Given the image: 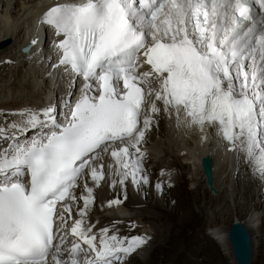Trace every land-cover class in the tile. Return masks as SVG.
I'll return each instance as SVG.
<instances>
[{
  "label": "snow or ice",
  "instance_id": "obj_1",
  "mask_svg": "<svg viewBox=\"0 0 264 264\" xmlns=\"http://www.w3.org/2000/svg\"><path fill=\"white\" fill-rule=\"evenodd\" d=\"M40 22L63 36L59 65L84 84L66 123L48 107L20 110L0 127V264H122L147 243L85 223L87 177L104 179L101 153L121 185L147 182L138 147L151 123L145 115L140 126L146 88L166 111L182 107L194 124H217L264 173V0H79ZM150 111H159L154 101Z\"/></svg>",
  "mask_w": 264,
  "mask_h": 264
},
{
  "label": "bare ground",
  "instance_id": "obj_2",
  "mask_svg": "<svg viewBox=\"0 0 264 264\" xmlns=\"http://www.w3.org/2000/svg\"><path fill=\"white\" fill-rule=\"evenodd\" d=\"M13 1L24 4V6L18 10L20 11L23 9V12L20 14H18V11L15 12L14 15L16 18L14 17L12 20L9 19V24L6 22L10 15L6 14V11L0 16L2 17L0 19V41L8 36L12 37L11 43L6 46L8 47L6 50L10 49L11 56L8 57L6 54L4 58H9L14 66L16 61L18 63L16 68H12V70L9 71L14 78L11 82L4 84L8 80L6 72L3 75H0V127L4 128H7V125L11 122L20 119L19 116L13 115V113L19 112L23 109H30L32 107H35L36 109L47 107L50 101L47 97H42L41 91L47 86L54 88V90L56 89L57 93L65 92V90L69 88L70 78H67L65 67L61 65L57 67L58 69H55V67L51 68L50 60L55 45L51 44V46L48 47L49 41H47V39L49 38V30L48 28L44 29L43 24L39 19L41 18L45 7L50 6L52 3L58 2L59 4H68L79 2V0H44L45 2L37 4L34 2L36 0H22V2L21 0H0V6L4 7L6 10ZM30 1H33L34 5L31 7L32 9L28 10V8H25V3ZM27 11H29L30 15ZM2 24L11 25L12 27L5 28ZM33 40H36L35 44H32ZM27 42L31 44L28 52L20 53L18 48L25 45ZM16 49H18L17 52L15 51ZM54 58H57V54L55 53ZM47 65L49 66L47 67ZM9 66L8 63L2 62L0 64V69L2 67H5L6 69ZM24 66L30 67V70H26L28 67H25V69ZM46 68L50 69L48 73H46ZM59 72H61L62 75H60ZM21 74L23 75L22 78H24L25 75L28 78L26 77V79L24 78L21 80ZM50 75H59L56 79L58 86L54 84L55 81L52 80ZM83 82L84 80H80L79 85L81 86ZM158 87V83L153 81L151 88L157 89ZM81 89L82 88L78 90L77 96L80 94ZM49 94L50 91H47L46 95L48 96ZM146 101L140 118V126L142 127L144 116H150L153 120L151 125L152 129L156 132L157 137L159 138L157 140L153 135H149L151 137H148L149 140L144 143V140L147 139L145 135V138H143L138 147L143 154V175H147L146 173L150 167H152L151 171H155L156 169V174L152 177L156 181L159 180L158 186L155 187L156 192L154 191L153 182L156 183L154 180H151L150 185L143 181H141L139 185L137 184V192L140 196L143 195L144 199L142 197L139 198V196H134L136 194L132 195L129 187H126L122 192L117 193L114 191L112 192L109 189L105 190L104 193L97 192V190L94 189V183L90 181L89 179L91 178L88 177L89 181L87 182L89 183H87V186L92 189V195L97 194L93 197L96 198V200L90 205L92 208L90 212L88 211L86 216V219L89 217L91 218L90 225L95 226L93 229L94 232L98 233L99 229L107 227L110 229V234H112V232L122 229L123 223L126 221L125 219H132L135 215L137 216V220H131V222L134 221L132 224L135 225L129 227L131 229L136 226L138 228L141 227L139 230L134 229L136 231H133V233H130L129 231L127 233H120L121 231H119L118 234L116 232L115 234L122 238L143 237L146 239L147 243L137 248L131 254L125 256L122 264H179L176 256L178 255L177 248L178 246L188 245L191 237L187 236V233L189 234L190 232L183 231L181 233L180 226L177 222L182 220L184 228L190 227L195 230L192 231V234H195L196 237L197 250L200 249L202 251L211 252L216 258L213 256L211 257L214 260L216 259L218 264H228L226 262V256L222 255L223 253L221 250V247L225 249L227 246L226 231L229 225L225 224L222 216L231 213L230 206L226 204V201H228L230 204H233V207L236 210V215L244 217L243 220H240L235 216L233 221H240L248 231L251 247L250 264L253 256V247L252 236L249 230L259 226L258 221H260L261 225H264V214H260L261 209L262 212L264 211V180L257 185V183H254L255 176L250 174L252 169H257L255 163L249 161L245 152L242 150L239 141H237L234 146L232 142L227 141L222 136L217 124L206 123L201 127L199 124L192 123L191 118L186 115L182 108L179 110L178 115L175 108L169 107L166 111L163 102L156 101L154 94L151 96L147 95V88ZM153 101L161 112L158 111L153 114L150 111L151 103ZM161 115L164 116V120L160 122ZM158 121L159 123H154ZM27 136L31 138V135ZM161 140L164 142L162 147L160 145ZM149 141L155 142L156 145H160L159 147L152 148L153 150H156V154L151 151L152 149L150 151H144L142 149V145L148 144ZM166 143H168V145ZM170 143L172 145H170ZM133 151L135 150L133 149ZM106 155L110 157H107L105 162L113 165L114 161L111 155L104 153L103 156ZM202 155H207L210 159L213 188L219 190L222 186L223 188L221 189L226 192V195L217 197L218 191L216 190V193H214L208 190L207 187H205L206 191H204V195H200L198 192L193 190L190 191L183 186L188 180L186 181L184 179V184L181 183L185 175L184 172L181 171L183 169L182 163L186 164L187 162L195 167L190 181L195 184L201 181L205 184L199 166V159ZM174 156L182 158V163L175 160ZM160 157H162L161 160ZM172 160L175 163L171 162ZM153 162L156 167L153 166ZM161 170L162 173L160 174ZM107 171L108 169H104V172L107 173ZM262 174L264 176V173ZM169 178H171V188H168L169 182L167 183V179ZM82 194H85V191L82 188L79 192L75 191V195L78 197ZM119 195H122V197L125 195V198H122L119 204L112 205L114 207L112 210L109 209V202L116 200V196ZM114 197L115 199H113ZM157 197H161L163 199L162 202L166 203L170 200H174V210L170 211L167 207L168 204L164 205L160 203L158 201L159 198ZM215 200L216 202L217 200L222 201L224 204L221 207L219 206L218 210L214 207L215 210L213 209L211 212H208L209 218L207 219L204 212L206 205L210 201L213 202ZM79 203L80 204L75 207V210L72 211L74 219L79 218L77 216L78 207H83V201L80 200ZM122 204L126 206L129 205L128 207L146 206L150 207L149 209L152 208L156 210V214L152 219L161 222V229L156 230V228H153L152 230L149 223L140 226L136 225L137 222L147 221L146 215L142 213L131 215L122 209ZM104 208H108V212L104 211L101 212L98 217L95 216L99 212V209ZM247 209L253 210L248 213L249 211L246 212ZM68 223L69 226H71L72 221L69 220ZM207 227L212 229V231H210L212 237L206 234L205 230ZM122 232L124 231L122 230ZM158 235L159 237L163 236V238H158ZM262 235H264V229L262 230ZM156 236L157 240L154 241L156 242V248L153 250L154 253L156 249H158L156 256L152 257L153 253H151L150 256L144 257L143 252L147 249L149 244H151V237L153 238ZM177 236L178 239L176 238ZM261 244L264 248V238H261ZM159 251H162V254H165V257H163V255L161 256ZM140 256L144 258H141ZM181 261H185L184 256L181 257Z\"/></svg>",
  "mask_w": 264,
  "mask_h": 264
},
{
  "label": "rangeland",
  "instance_id": "obj_3",
  "mask_svg": "<svg viewBox=\"0 0 264 264\" xmlns=\"http://www.w3.org/2000/svg\"><path fill=\"white\" fill-rule=\"evenodd\" d=\"M46 1V0H45ZM44 0H36V1H34L35 3H37V4H39V3H43V2H45ZM21 2H22V0H21ZM32 2V3H31ZM34 2L33 1H30V2H26L25 3V8H28V10H30V9H32L31 7L34 5ZM24 6V4H20L19 2H17V1H13V3L12 4H10L9 6H8V8L5 10L4 9V7H1L0 6V16H2L1 14L2 13H4V11H6V14H8V15H10V17L8 18V21L6 22L7 24H9L10 23V21H9V19L10 20H12V19H14V17H15V12H17L19 9H21L22 7ZM10 10V11H9ZM25 10V9H24ZM23 12V9L22 10H20V11H18V14H20V13H22ZM27 13L30 15V13H29V11H27ZM2 17H0V19H1ZM16 18V17H15ZM7 24H2V25H4V27L6 28V27H8V28H11L12 26L11 25H7ZM5 25H7V26H5ZM4 39H9V42H8V44H10L11 43V41H12V37H10V36H8V37H6V38H4ZM7 44V45H8ZM6 45V46H7ZM6 46H4V48H2V49H0V56H1V60H0V64L2 63V62H5V63H8L10 66L8 67V68H6L5 69V67H2L1 69H0V75H3L5 72L7 73V82H5L4 84H7V83H9V82H11L14 78H13V76H12V74L9 72V71H11L12 70V68L14 69V68H16V65L18 66V63H17V61L15 62V66H14V64L13 63H11V60L9 59V58H4V56L6 55V56H8V57H10L11 56V51H10V49H8V50H6L8 47H6ZM6 47V48H5ZM16 52L18 51V49H16L15 50ZM11 67V68H10ZM27 68L28 66H24V68ZM33 67V66H32ZM31 67V68H32ZM25 68V69H26ZM10 69V70H9ZM24 69V70H25ZM26 70H30V67H28ZM31 71H32V69H31ZM14 76H15V74H14ZM21 77V80H23L24 78L26 79V75H25V77L24 78H22L23 77V75L21 74L20 75ZM28 78V77H27ZM38 90H41V89H38ZM42 91V90H41ZM40 91V92H41ZM42 96H43V94H42ZM159 112H161V111H159ZM150 117V116H149ZM162 120H164V116L163 115H161V118H160V122L162 121ZM152 123H153V120H152V118H151V123H150V126L145 130V137L147 138L146 140H144V143L145 142H147L148 140H149V138L151 137V136H149V135H153L157 140H158V138L159 137H157V134H156V132H154L153 131V129H152ZM154 123H159V121L158 122H154ZM142 127H143V124H142ZM148 131V132H147ZM148 135H147V134ZM144 137V138H145ZM149 137V138H148ZM156 140V141H157ZM150 142V141H149ZM148 142V144H144V145H142L143 146V150L145 151V150H148V151H150L152 148H156V147H159L160 145H161V147H162V144L164 145V142H163V140H161V143H160V145H156V143L155 142H150L149 143ZM167 145H168V143H166ZM170 145H172L171 143H170ZM173 146H174V143H173ZM151 151H153L155 154H156V150H151ZM109 155H110V153H108ZM104 155V153H101V159H99L98 161H97V165H100V164H102L104 167H103V173H104V179L103 180H101L100 182H99V184L97 185V184H94V189L95 190H97V192H102V193H104L105 192V190H107V189H109L110 191H114V192H122L126 187H129V190H130V193L132 194V195H134V194H136V195H134V196H139V198L140 197H144L143 195H141L140 196V194L137 192V187H138V185H139V183H138V185L137 184H133V182H132V180H131V178L129 177L126 181H125V183L123 184V185H121L120 184V182H119V180H120V177L116 174V168H114L115 167V162H114V164L112 165V164H109V163H106L105 162V159H107V157H110V156H108V155H106V156H103ZM103 156V157H102ZM104 157H106V158H104ZM165 157V156H164ZM167 157V156H166ZM162 159V157H160V160ZM174 159L175 160H178L179 162H181V159L182 158H178V157H176V156H174ZM171 162H173V163H175L173 160L171 161ZM182 163V162H181ZM109 165H112V168L110 169L109 168ZM182 165H183V169L181 170L182 172H184V177H183V179H182V184H184L183 183V181H184V179L187 181L183 186L186 188V189H188V190H190V191H195V192H198L200 195H204V191H206V186H205V184H204V182H199V183H197V184H195V183H193V182H191L190 181V179H191V176H192V174H193V172H194V169H195V167L192 165V164H188L187 162H186V164H183L182 163ZM153 166L154 167H156V165H154V162H153ZM104 169H108V171H107V173L106 172H104ZM114 169V170H113ZM151 169H152V167H150V169L148 170V172L146 173L147 175V183L150 185V182H151V180H154L156 183H154L153 182V184H154V191L156 190L155 189V187L156 186H158V183H159V180L158 181H156L154 178H152L153 177V175H155L156 174V169H155V171H151ZM162 173V170L160 171V174ZM250 174L252 175V176H255V180H254V183H257V185H259L263 180H264V176H263V174L259 171V170H257V169H252L251 171H250ZM259 174V175H258ZM262 174V175H261ZM261 176V177H260ZM90 178V177H89ZM88 177H87V181H92L91 179H89ZM257 178V179H256ZM89 179V180H88ZM108 181V182H107ZM169 182V183H168ZM84 183H85V177H82L81 179H80V183H79V187L77 188L78 190L76 191V192H79L80 191V189L82 188V189H84ZM87 183H89V182H87ZM106 183V184H105ZM167 183L169 184L168 185V188H171L172 187V185H171V178H169V179H167ZM82 186V187H81ZM221 188H223L222 186H221ZM221 188H219V190L218 189H216L218 192V194H217V197L218 196H221V195H226V192L224 191V190H222ZM257 188V187H256ZM83 191V190H82ZM222 191V192H221ZM156 192V191H155ZM77 194V193H76ZM119 194V193H118ZM138 194V195H137ZM97 194H95V195H92L93 197L94 196H96ZM77 196V195H76ZM81 196V195H80ZM79 196V197H80ZM78 197V196H77ZM122 198H125V195H123V197H122V195L120 196H116V200H119L120 202H121V200H122ZM157 198H159L158 199V201L160 202V203H162V204H164V205H167V207H168V209L170 210V211H173L174 209H173V203H174V200H170L169 202H162V198L161 197H157ZM113 199H115V197L113 198ZM144 199V198H143ZM208 199H209V197H208ZM207 199V200H208ZM96 200V198H93V202ZM128 200V199H127ZM224 201V200H223ZM219 202V203H218ZM228 201H226V204L228 205V206H230V208H231V213L230 214H225V215H223L222 217V219L224 220V222H225V224H227V225H230V223L233 221V219L235 218V216H237V218L238 219H240V220H243L244 219V217L242 216H239V215H236V210L234 209V207H233V204L231 203H227ZM126 203V202H125ZM78 204H80V203H78ZM93 204V203H92ZM223 202L222 201H219V200H217V202H216V200L215 201H213V202H209L207 205H206V208H205V216H207V219L209 218L208 216H209V214H208V212H211L213 209H214V207H215V209L216 210H218V207L220 206H223ZM82 205V204H81ZM121 206V205H120ZM129 206V205H128ZM128 206H126V205H123L122 204V209L123 210H125L127 213H130L131 215H134V214H139V213H142V214H144V215H146V218H147V221H141V222H137V224L136 225H142V224H145V223H149L150 225H151V227H152V230H153V228L155 229L156 228V230H160L161 229V222H158V221H154L153 219H152V217L153 216H155V214H156V210H154V209H149L150 207H146V206H137V207H128ZM172 206V207H171ZM75 207H77V203H75V202H73V204H72V211L73 210H75ZM91 206H90V208L88 209V211L90 212V210H91ZM114 207L113 206H110L109 207V209H113ZM249 208V207H248ZM117 209V208H116ZM214 209V210H215ZM253 209H251V210H249V209H247L246 210V212H248V213H250L251 211H252ZM99 212L95 215V216H97L98 217V215H100V213L101 212H108V208H104V209H99L98 210ZM151 212V213H150ZM260 214H264V211L262 212V209H261V212H260ZM89 216V215H88ZM229 216V217H228ZM137 216H135L134 215V217L131 219V218H128V219H125L126 221H124V223H123V227H122V229L120 230H118V231H115L117 234L119 233V231H121L120 233H127L128 231L130 232V233H133V231H136V230H139V228H141V227H135V228H130L129 226H134L135 224H132L134 221H132L131 222V220H137V218H136ZM74 218V217H73ZM90 217L88 218V219H85V223H86V225H90ZM181 221V222H180ZM178 224H179V226H180V229H181V233L183 232V231H187V232H190L189 234L187 233V236H191L190 237V240H189V242H188V245H184V246H178V248H177V252H178V255H176L177 256V260H178V262H179V264H216L218 261L215 259H213L211 256H213V257H215L216 258V256L215 255H213V254H211V252H207V251H202V250H200V249H198L197 250V247H196V237H195V234H192V231H195L193 228H190V227H183V221L182 220H179L178 222H177ZM132 224V225H131ZM258 224H259V226H257V227H255V228H251L249 231H250V233H251V236H252V247H253V256H252V260H251V263L250 264H264V248H263V246H262V244H261V238H264V235H262V230L264 229V225H261V223H260V221H258ZM227 225H225V226H227ZM127 227V228H126ZM124 228V229H123ZM129 228V229H128ZM205 228V227H204ZM131 229V230H130ZM134 229H136V230H134ZM122 230L124 231V232H122ZM210 231H212V229L211 228H209V227H207L206 228V230H205V232H206V234L207 235H209V236H211L212 237V234L210 233ZM158 238H163V236L162 237H159V235H158ZM177 239H178V236L176 237ZM151 244H149V246L147 247V249L143 252V255H144V257H147V256H150L151 255V253H153V250H154V248H156V242H154V241H156L157 240V236L156 237H151ZM153 241V242H152ZM181 247V248H180ZM157 250L158 249H156V251L153 253V255H152V257H154V256H156V252H157ZM221 250H222V255L223 256H226V262L228 263V264H233L234 263V261H233V259H232V254H231V251H230V247H229V244H228V241H227V246H226V248L224 249L223 247H221ZM196 251V252H195ZM199 251V252H198ZM165 252V251H164ZM207 252V253H206ZM140 253H141V251H140ZM159 253H160V255L162 256L163 254H162V251H159ZM183 253H185V254H183ZM139 254V253H138ZM190 255V256H189ZM182 256H184V259H185V261H181V257ZM208 256V257H207ZM141 258H144V257H142V256H140ZM163 257H165V254L163 255ZM153 260H154V258H153ZM176 260V261H177ZM213 260V261H212ZM218 264V263H217Z\"/></svg>",
  "mask_w": 264,
  "mask_h": 264
},
{
  "label": "water",
  "instance_id": "obj_4",
  "mask_svg": "<svg viewBox=\"0 0 264 264\" xmlns=\"http://www.w3.org/2000/svg\"><path fill=\"white\" fill-rule=\"evenodd\" d=\"M9 39L0 41V49L6 46ZM30 43H26L20 49V53H27L30 48ZM199 166L202 176L205 181V186L208 190L216 193L212 186L211 162L207 155H204L199 160ZM226 238L232 254L234 264H249L251 257L250 238L246 227L240 221H232L227 228Z\"/></svg>",
  "mask_w": 264,
  "mask_h": 264
}]
</instances>
